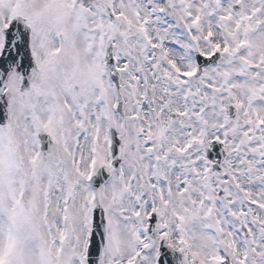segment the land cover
<instances>
[{"label": "snow or ice", "instance_id": "obj_1", "mask_svg": "<svg viewBox=\"0 0 264 264\" xmlns=\"http://www.w3.org/2000/svg\"><path fill=\"white\" fill-rule=\"evenodd\" d=\"M0 264H264V0H0Z\"/></svg>", "mask_w": 264, "mask_h": 264}]
</instances>
